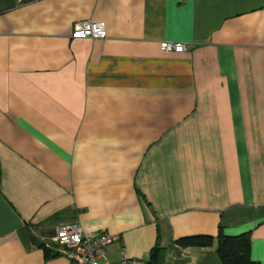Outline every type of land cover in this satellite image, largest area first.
Listing matches in <instances>:
<instances>
[{"label": "crops", "instance_id": "obj_1", "mask_svg": "<svg viewBox=\"0 0 264 264\" xmlns=\"http://www.w3.org/2000/svg\"><path fill=\"white\" fill-rule=\"evenodd\" d=\"M67 222L111 262L222 264L180 243L221 230L264 264V0H0V264H69Z\"/></svg>", "mask_w": 264, "mask_h": 264}, {"label": "built area", "instance_id": "obj_2", "mask_svg": "<svg viewBox=\"0 0 264 264\" xmlns=\"http://www.w3.org/2000/svg\"><path fill=\"white\" fill-rule=\"evenodd\" d=\"M70 34L72 37H105V23L103 20H75L72 23ZM160 47L163 50L183 51L186 43L163 40L160 42ZM117 238L115 234L103 232L84 233L79 224L67 222L56 227L52 242L66 256L69 264H138L128 258L123 249L120 250L118 262H111L108 259L106 246L116 241Z\"/></svg>", "mask_w": 264, "mask_h": 264}, {"label": "trees", "instance_id": "obj_3", "mask_svg": "<svg viewBox=\"0 0 264 264\" xmlns=\"http://www.w3.org/2000/svg\"><path fill=\"white\" fill-rule=\"evenodd\" d=\"M214 239L217 241L216 251L222 264H256L250 258V239L248 233L238 236H226L219 230L215 238L207 235H198L183 238L180 240V243L182 245L207 246L212 244ZM157 250V247L151 250L148 264H153L157 261ZM44 252L45 257L49 258L58 255L57 252L52 253L46 248H44Z\"/></svg>", "mask_w": 264, "mask_h": 264}, {"label": "snow or ice", "instance_id": "obj_4", "mask_svg": "<svg viewBox=\"0 0 264 264\" xmlns=\"http://www.w3.org/2000/svg\"><path fill=\"white\" fill-rule=\"evenodd\" d=\"M78 35H79V33H78Z\"/></svg>", "mask_w": 264, "mask_h": 264}]
</instances>
